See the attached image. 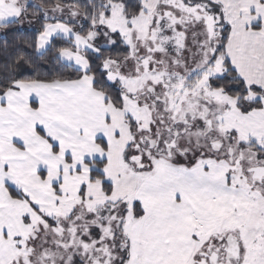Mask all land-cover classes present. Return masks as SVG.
I'll use <instances>...</instances> for the list:
<instances>
[{"label": "snow or ice", "instance_id": "1", "mask_svg": "<svg viewBox=\"0 0 264 264\" xmlns=\"http://www.w3.org/2000/svg\"><path fill=\"white\" fill-rule=\"evenodd\" d=\"M0 264H264V0H0Z\"/></svg>", "mask_w": 264, "mask_h": 264}, {"label": "trees", "instance_id": "2", "mask_svg": "<svg viewBox=\"0 0 264 264\" xmlns=\"http://www.w3.org/2000/svg\"><path fill=\"white\" fill-rule=\"evenodd\" d=\"M9 39H11V37H9Z\"/></svg>", "mask_w": 264, "mask_h": 264}]
</instances>
